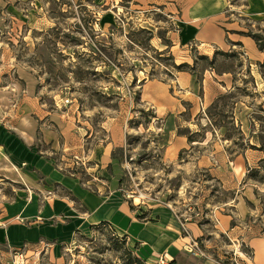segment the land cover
<instances>
[{
  "label": "rangeland",
  "instance_id": "374dc122",
  "mask_svg": "<svg viewBox=\"0 0 264 264\" xmlns=\"http://www.w3.org/2000/svg\"><path fill=\"white\" fill-rule=\"evenodd\" d=\"M129 1H1L0 65L5 60L23 75L37 77L36 97L45 111L55 113L58 133L71 134L66 122L74 117L75 131L84 124L91 128L83 143L92 151V167L102 162L104 146L114 142L108 166L92 174H97L92 190H117L129 203L170 212L185 231L184 224L199 226L203 235L193 240L187 264H252L253 245L264 239V152L259 150L264 148V79L258 65L264 53L233 40L246 37L237 32L264 29V0H225L220 21L225 46L192 43L174 49L168 36L180 26L178 17ZM216 52L211 65L216 71L197 60L201 81L194 75L188 89L175 85L184 71L174 66L191 67L195 57L212 59ZM147 80L172 85L171 95L182 97L186 112L157 120L153 107L139 97ZM236 86L248 94L238 92L232 114L245 139L232 130L229 141L225 128L209 124L207 113H214L209 106L218 96ZM188 133L198 141L172 156L176 138ZM75 161L84 170L82 157ZM253 169L257 173L250 179ZM83 179L91 176L85 173ZM26 192L24 184L0 177V204ZM226 220L233 225H225ZM140 259L136 245L108 223L32 249L12 250L0 243V264H137Z\"/></svg>",
  "mask_w": 264,
  "mask_h": 264
},
{
  "label": "crops",
  "instance_id": "0c3cea01",
  "mask_svg": "<svg viewBox=\"0 0 264 264\" xmlns=\"http://www.w3.org/2000/svg\"><path fill=\"white\" fill-rule=\"evenodd\" d=\"M1 1L7 5L17 0H0V8ZM132 2H138L139 6L147 3L166 10L173 19L178 17L180 26L168 36L172 41L171 49L180 45L188 48L192 43L199 48L207 44L219 48L226 45L220 22L225 15V0L129 1ZM235 40L247 45L254 53L257 51L252 38ZM258 53L263 55L259 50ZM26 73L27 76L23 75L18 65H10L5 60L0 65V177L28 188V192L0 204V243L12 250L32 249L43 241L67 238L82 227L106 222L136 245L137 255L141 253L149 260L159 257L187 264L193 240L203 235L201 228L184 224L185 231L172 213L129 203L117 190L107 194H103L101 188L92 190L97 176L92 174L108 166L116 145L107 143L102 162L92 167V151H88L83 143L90 139L91 128L84 124L75 131L72 124L77 119L74 117V121L66 122L71 134L58 133L55 113L45 111L36 97L37 77ZM193 76L179 72L175 85L188 89ZM171 88L172 85L166 82L144 81L139 97L153 107L157 120L168 115L178 117L186 112L182 97L172 96ZM33 115L37 120L31 123ZM189 145L187 137L179 135L173 145L177 150L170 154L175 157ZM78 156L84 160V170L75 161ZM83 171L91 179L84 180ZM226 224L231 226L229 220ZM253 248L256 258L252 264H264V239H257ZM202 264L218 263L205 260Z\"/></svg>",
  "mask_w": 264,
  "mask_h": 264
},
{
  "label": "trees",
  "instance_id": "16d2710c",
  "mask_svg": "<svg viewBox=\"0 0 264 264\" xmlns=\"http://www.w3.org/2000/svg\"><path fill=\"white\" fill-rule=\"evenodd\" d=\"M238 34L242 35V36H246V37H250L254 40L256 47L259 51H261L262 53H264V29L261 32H257L254 33L251 30L247 33L244 32H237ZM238 44H240L239 42H237ZM234 45V44H233ZM223 55L228 56V57H235L236 53L232 52V53H227V52H221ZM219 54V52H216L213 56L212 59H209L208 56H197L194 58L193 61V65L190 67L188 64L183 63L177 66H174L176 69H178L179 71H184V72H188L191 75H196L197 76V81H201V77L199 75V73L196 71V64H197V60H201V61H207L210 64V67L213 68L211 65L214 64V62L216 61L217 55ZM260 66V74L262 79H264V61L262 63L258 64ZM207 69V68H206ZM214 69V68H213ZM216 71V69H214ZM205 72V71H204ZM234 90L233 91H227L225 93H222L220 96H218L209 106L210 109H212L214 111L213 114H209L210 112L207 113V116L209 118V124H211L212 127H217L218 129H223L225 128L226 132L224 135V138L227 140H233L232 138V130L236 131L237 133V138L240 140H244V135L243 132L241 131L240 125H236L234 123L233 120V111L235 110V106L237 104V102L239 101L238 99V92L243 91L244 93L246 92L245 89H241L240 87L236 86L233 87ZM246 94V93H245ZM248 95V94H246ZM230 109V114L229 112L226 110ZM219 116V119H216V117ZM225 119H230L229 123L230 126L228 124H225ZM188 142L190 144H193L195 141H198L197 139H194L192 134H185ZM235 145H238L237 142H234ZM251 148H255V147H251ZM256 149V148H255ZM259 150L264 152V148H260ZM257 170L253 169L250 171L249 173V178L250 179H254V176L256 175ZM106 223V222H104ZM108 225H110L108 223ZM231 225H233V222H231ZM139 257H141L140 260H137V264H158L159 262V257H154V259L149 260L147 259L143 254H138ZM169 264H177L175 259H170Z\"/></svg>",
  "mask_w": 264,
  "mask_h": 264
},
{
  "label": "built area",
  "instance_id": "2783aa9c",
  "mask_svg": "<svg viewBox=\"0 0 264 264\" xmlns=\"http://www.w3.org/2000/svg\"><path fill=\"white\" fill-rule=\"evenodd\" d=\"M66 102H69L68 100H66ZM196 245V244H195ZM193 252V251H192ZM166 261H165V259H163V258H160L159 259V264H164Z\"/></svg>",
  "mask_w": 264,
  "mask_h": 264
},
{
  "label": "bare ground",
  "instance_id": "6f19581e",
  "mask_svg": "<svg viewBox=\"0 0 264 264\" xmlns=\"http://www.w3.org/2000/svg\"><path fill=\"white\" fill-rule=\"evenodd\" d=\"M138 204V203H137Z\"/></svg>",
  "mask_w": 264,
  "mask_h": 264
}]
</instances>
